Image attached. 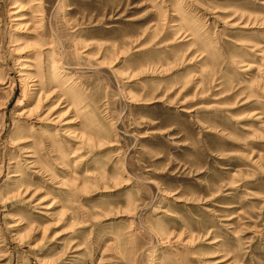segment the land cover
Listing matches in <instances>:
<instances>
[{
  "label": "rangeland",
  "instance_id": "1",
  "mask_svg": "<svg viewBox=\"0 0 264 264\" xmlns=\"http://www.w3.org/2000/svg\"><path fill=\"white\" fill-rule=\"evenodd\" d=\"M0 264H264V0H0Z\"/></svg>",
  "mask_w": 264,
  "mask_h": 264
},
{
  "label": "bare ground",
  "instance_id": "2",
  "mask_svg": "<svg viewBox=\"0 0 264 264\" xmlns=\"http://www.w3.org/2000/svg\"><path fill=\"white\" fill-rule=\"evenodd\" d=\"M19 19V18H18ZM21 62L22 61H24V62H22V63H24V66H22V69H32L30 66L31 65H29V63H33V61H32V59L30 58V57H27V58H23V59H21L20 60Z\"/></svg>",
  "mask_w": 264,
  "mask_h": 264
}]
</instances>
